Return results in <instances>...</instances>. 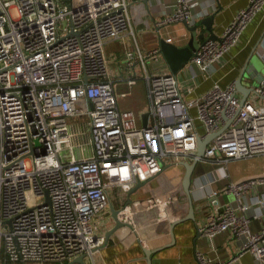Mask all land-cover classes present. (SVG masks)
<instances>
[{"label": "built area", "instance_id": "built-area-1", "mask_svg": "<svg viewBox=\"0 0 264 264\" xmlns=\"http://www.w3.org/2000/svg\"><path fill=\"white\" fill-rule=\"evenodd\" d=\"M194 6L178 0L156 25L191 24ZM263 7L264 0H249L217 39L199 43L182 70L195 64L205 77ZM132 17L130 0H0V264H69L80 256L94 264V252L105 245L94 220L107 208L110 188L128 191L166 164L209 161L222 167L264 158V78L243 104L235 84L214 83L189 96L197 74L182 82L170 72L149 70L148 63L161 60L160 50L140 49ZM156 34L161 37L159 29ZM126 37L134 42L123 53V75L110 71L104 48ZM137 67L150 99L145 126L118 100V85L130 89L139 77ZM209 134L216 135L199 157L198 142ZM258 185H264V176L211 189L207 199L213 210L198 230L211 246L215 237L229 233L239 255L250 253L256 264H264V227L251 231L254 206L243 201ZM222 194L234 200L220 203ZM152 209L161 230L170 233L180 219L170 199L127 203L118 216L137 236L136 215ZM196 259L234 261L212 260L202 252Z\"/></svg>", "mask_w": 264, "mask_h": 264}, {"label": "crops", "instance_id": "crops-1", "mask_svg": "<svg viewBox=\"0 0 264 264\" xmlns=\"http://www.w3.org/2000/svg\"><path fill=\"white\" fill-rule=\"evenodd\" d=\"M177 1L130 0L133 14L132 27L142 51L158 47L159 37L156 34L158 29L161 38L165 40L171 38V43L179 47L187 45L190 41V31L182 22H172L160 27L156 25L173 11ZM191 1L195 2V17L191 25L214 13L215 17L212 29L218 37L236 13L247 6L249 0ZM201 9H207L209 11L208 14H199ZM204 32H206L205 25H199L196 33L202 34ZM202 41L201 38L197 39L196 44L199 45ZM133 42L131 37H126L105 45V47L115 45L109 54L104 48L105 55L113 60L111 66L113 68L112 72H117V62H114L117 61V48L122 52L120 57H124V51L127 47L133 46ZM191 61L192 59L188 62L191 63ZM148 66L151 71L169 72L163 57L157 63H148ZM247 67L252 68L255 75L259 78H264V7L243 31L238 44L225 55L221 62L212 65L205 77L201 76L199 67L195 64L192 67L179 71L177 77L180 81L184 82L191 73H196L198 85L193 93L189 95L196 96L205 92L214 83H218L221 87L235 84L242 71ZM141 79L143 78H139L137 81ZM242 81V84L246 87H250L252 83H254L253 85L257 84L248 76H244ZM146 88L148 91L147 86ZM149 102L146 108H141L138 112L134 111L137 115H140L138 121L142 125V115L146 113ZM147 120L148 117L146 122ZM231 162L233 161H230L227 165H222V167L209 161H201L196 165L190 186L195 220H186L174 226V244H170V233L162 231L156 222V209L142 211L136 215V221L138 222L136 229L137 236L129 227L119 228L110 236L108 242L103 247L94 252V264H147L144 258L145 254L142 242L146 243V247L150 249H161L153 254L152 257L155 261L153 264H199L196 259L197 252L204 253L212 260L229 261L231 258H234L231 264H256L250 253L239 255V246L234 240L229 242V238H231L229 233H222L215 237L213 241L214 246H211L208 239L200 234L198 230L208 213L213 210L207 199L211 189L219 190L227 181H237L252 176H264V158L250 163L249 168L242 171L240 175L234 176L238 178L233 180L231 175L233 176L234 174L229 168ZM184 173L185 169L182 165L166 164L165 169H161L157 175L140 181L143 185L135 191L131 190L138 182L128 191H124L120 187L110 188L107 209L101 212L94 220V223L98 227L97 233L105 237L106 233L115 226L111 206L118 210L127 203L144 201L147 198L170 199L171 209L174 214L178 215L179 218L187 216L189 199L182 186ZM224 174L228 176L226 178L222 177L221 175ZM256 196L264 199V185H258L256 188L249 190L243 200L254 206L252 210L254 213L250 222V229L253 232H258L264 227V203L257 204L256 199H253ZM232 200H234L233 195L222 194L220 203L231 202ZM213 247L215 250L212 249Z\"/></svg>", "mask_w": 264, "mask_h": 264}, {"label": "water", "instance_id": "water-1", "mask_svg": "<svg viewBox=\"0 0 264 264\" xmlns=\"http://www.w3.org/2000/svg\"><path fill=\"white\" fill-rule=\"evenodd\" d=\"M214 17L215 14H211L207 17L202 18L201 20L197 21L194 24H190L189 22L182 20L181 22L183 23V25L190 31V41L187 43V45L183 46V47H179L171 42L166 41L165 39L159 37L158 38V47L160 50V54L163 57V59L165 60L169 72L171 74L177 75L179 71H181L183 69V67L188 63V61L190 59H192V57L195 55V51L198 47V44H196V40L197 39H202L207 40V39H217V35L213 32L212 29V25H213V21H214ZM205 25V29L206 32L202 33V34H197V28L199 25ZM244 76H248L252 81L258 83L260 80H262L261 78H259L258 76L255 75V72L253 71L252 68H245L240 77L236 80L235 82V86L237 87V90L240 91L239 93L241 94V104L244 103V101L246 100V98L248 97V95L250 94L251 88L253 86L254 83H252V85H250V87H246L245 85L242 84V80ZM143 117V126L146 125V119H147V113H144L142 115ZM229 122H227L228 124ZM226 124V125H227ZM224 127L221 129L223 130ZM216 134H209L207 136H205L203 139H200L198 142V155L199 157H203L204 153H205V148L207 146V144L209 143V141L215 136ZM180 165H182L185 169V173L182 179V186L183 189L189 199V211H188V215L185 217H181L179 220L175 221L174 223L171 224L170 226V235H171V243L170 244H174L175 242V237H174V233H173V228L177 223L186 221V220H195V216H194V206L192 203V198H191V194H190V186H191V182H192V175L194 173V170L196 168V161H192L191 163L183 161L180 163ZM165 169V165L162 167V170ZM143 183L138 182L134 188L131 191H135L137 188H139L140 186H142ZM111 213H112V217L115 221V226L110 229L106 235H105V244L108 242L110 236L117 231L119 228L121 227H130V224L121 221V219L118 216V210L114 209L111 206ZM168 246V245H167ZM161 249H150L149 247H144L143 248V252H144V258L147 262V264H153L155 263V261L153 260V254L155 252L160 251ZM84 256H80L76 259H74L73 261H71L69 264H74V263H79V264H85V261L83 259Z\"/></svg>", "mask_w": 264, "mask_h": 264}, {"label": "rangeland", "instance_id": "rangeland-1", "mask_svg": "<svg viewBox=\"0 0 264 264\" xmlns=\"http://www.w3.org/2000/svg\"><path fill=\"white\" fill-rule=\"evenodd\" d=\"M13 14H14V11H13ZM114 46H115L114 44L110 45V46H106L105 47L106 52L109 54V52L111 50H113ZM105 49H104V54H105ZM121 55H122V52H120V49L117 48V61H114V62H117V65H116L117 72H121L123 75H126V72L123 69H121V67H120V64L122 65L123 60H124V57H120ZM105 57H106L107 65L110 68V71H112L113 68L111 66H112L113 60L111 58L107 57L106 55H105ZM136 71L139 75L138 79L139 78L144 79V73H143L142 69L140 67H137ZM143 79L136 81V83L130 89L127 88L126 86H124V84L118 85V87H117L118 100H119V107L121 109H129V110H133L135 112H138L139 109L146 108V106L148 105L149 99H148V91L146 88V86H147L146 81ZM122 92H125L126 95L122 96L121 95ZM138 124H140L139 121H138ZM259 159H263V158L262 157H254V158H248V159L235 160V161L231 162L229 164V168L231 169V171H233V174H234L233 176L230 174L232 180L238 178V177H234V176H238L242 173V171L248 169L250 163L256 162ZM155 213H158V212L155 211ZM156 218H157V216H155V219ZM137 223L138 222L136 221V229H137V225H138Z\"/></svg>", "mask_w": 264, "mask_h": 264}]
</instances>
